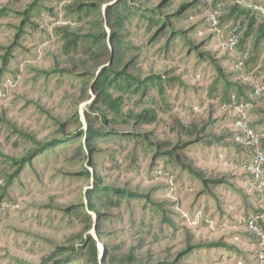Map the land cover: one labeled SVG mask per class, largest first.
I'll use <instances>...</instances> for the list:
<instances>
[{
    "label": "rangeland",
    "instance_id": "374dc122",
    "mask_svg": "<svg viewBox=\"0 0 264 264\" xmlns=\"http://www.w3.org/2000/svg\"><path fill=\"white\" fill-rule=\"evenodd\" d=\"M129 1L133 14L112 30L114 0H0V264H88L91 242L99 264H260L264 243L247 221L264 229V179L247 174L229 138L263 120L264 103L239 110L222 96L226 85L242 100L259 88L264 45L247 66L252 46L242 59L227 37L235 18L244 31L249 16L264 21V0ZM150 9L171 33L148 27ZM94 37L122 46L119 59L105 61ZM109 69L161 88L107 85L121 102L113 116L95 89ZM103 118L114 122L106 135L87 141ZM97 185L132 197L102 206Z\"/></svg>",
    "mask_w": 264,
    "mask_h": 264
},
{
    "label": "trees",
    "instance_id": "16d2710c",
    "mask_svg": "<svg viewBox=\"0 0 264 264\" xmlns=\"http://www.w3.org/2000/svg\"><path fill=\"white\" fill-rule=\"evenodd\" d=\"M114 1H116V2L112 6H110L106 9V14L108 15V19L106 20V24L112 30H116V29L119 30L123 27L127 18L131 14H133L134 8L129 3L130 2L129 0H122V3H119V1H121V0H114ZM218 5L219 4H218L217 0L212 2V8L215 9ZM120 8H122V9L118 10ZM185 9H186V7H184L182 9V11L179 12V15L182 14ZM131 10H132V12H131ZM148 13L150 14V16L141 15V17L144 18L148 22V27H153V28L157 27V35L163 37L167 33L172 32V29L170 28V26L167 22V19L165 17H162L154 9L148 10ZM34 16H44V14L42 13V11L39 8H36V11L34 12ZM246 22H247V27L244 31L243 23H238V19L235 18L233 21V25L230 27V29L228 31V35L230 34L231 29L236 26L237 27V33H239V37H238V43H237L235 48H237V49L239 48V50H240L239 54H240L241 58H242L243 54L246 53L247 56L245 59L248 60L250 53L246 49H247L248 45H251L253 55H252V58L249 59L247 66L252 65L253 67H256L258 65L257 61H258V58L260 55V47L262 45H264V21L258 20V18L255 16H249V18L246 19ZM218 28L221 29L220 24H218ZM180 35L182 36L181 33H180ZM111 36H113V37H111V42L116 43L118 40L115 38L114 32ZM99 40H100V37L99 38L94 37L93 43L96 44V43L100 42ZM106 41H107V39L105 38L102 42H100L101 44L99 47V48H101L102 55L105 57V61H111L115 58L119 59V56L122 53L121 52L122 46L118 45L116 48L117 52L114 53L108 47ZM116 54L117 55L119 54V55L117 57H115ZM197 55L199 56L200 54H197ZM243 65H245V64H243ZM216 69L220 73V70L218 68H216ZM263 73H264V64H263V67L261 69V72H259V74H260L259 77H261V82L259 84V87L264 86V78H262ZM112 74H113L112 69L105 70L103 72V74H101L98 77V79L96 80L95 89L98 91L99 94H101V96H100L101 104L104 107H106L107 109H109L110 112L113 113V116H116V114L120 113L121 102L119 101V99H117V100L111 99L108 92H106V86L107 85H111L113 88H117V89H127V90L132 89L133 93H139L140 91H142V92L146 91L147 86L150 83H152V87L150 89H152L154 87L161 88V84L159 82L160 78H158V77L149 78V79H146L142 82H137L136 84H132L126 75L116 76V74H115V77L113 76L114 78H111ZM229 86L230 85H226V89L224 90V93L222 96V101H226L227 105L230 104V98L232 96L234 97L235 102L237 104L243 103V105H246L247 106L246 109H248L249 107L251 109L257 101L264 103V89L261 90V92L257 95L255 88H253V87H251L250 89L248 88V89H246V91H247L246 95L247 96L250 95V98H244V100H242L241 94L235 96L234 94L230 93V91L227 89ZM236 91H238V93H239V91H241V90L236 89L235 92ZM86 115H87V117H89V113H87ZM142 116L144 117V115H142ZM112 123H114L113 120H105L103 118V120L98 125L97 129H94V128H92L91 125H89L88 131L85 132V134H84L85 139L90 142L91 140H94L95 138L106 135V133L101 132V130H104L107 128V127H105V125H110ZM247 126L254 133L263 132L264 131V118H263V120H259L256 123H249V124H247ZM245 138L246 137L242 132L234 134L233 136L231 135V137L229 138L232 141L231 142L232 143L231 144L232 149H234L241 156V161L243 162V167L245 166V164H247L251 161V159L253 158V155H254L253 148L245 143ZM211 143H209V144H211ZM260 148H261V150L264 151V140L260 141ZM88 149L91 150L90 145H88ZM38 151H41V150H38ZM37 154H39V152H37ZM29 155L31 156L32 152ZM171 159H173V158H171ZM26 161H28V159H23L19 163L23 164ZM177 161H178V157H175L173 162L177 163ZM171 162H172V160H171ZM185 169L189 174L196 176V174L194 172H192L189 168L186 167ZM163 171H165V170H163ZM203 183L206 184L207 181H203ZM216 185H217L216 182H213L212 187H215ZM0 189H1V187H0ZM91 194L94 196L95 201L99 202L102 206H108V207H111L112 200L114 198H116V200H117L116 204L118 205L121 200L130 199V197H132L130 195V193H128V192L119 191V190L112 189V188L102 187L100 185H97L91 191ZM3 201H5V200L4 199L0 200V206H1ZM89 207H90V211L92 213H96L99 216H103V214L100 212V210L97 207H95L92 203L89 204ZM0 211H1V209H0ZM255 225L257 226V228L262 233H264V229L262 227H260L261 225H259L258 221H256ZM251 236L253 237V239L255 240L256 243H260L259 239L253 233H251ZM263 256H264V254H263ZM80 257L82 258V260L84 262H86L88 264H99L98 263V252H97L93 242H91V244L85 249V251L81 254ZM109 260L111 262L112 258Z\"/></svg>",
    "mask_w": 264,
    "mask_h": 264
},
{
    "label": "built area",
    "instance_id": "2783aa9c",
    "mask_svg": "<svg viewBox=\"0 0 264 264\" xmlns=\"http://www.w3.org/2000/svg\"><path fill=\"white\" fill-rule=\"evenodd\" d=\"M210 22L214 28L218 27L215 16H211ZM238 37H239V33H237V27L235 26L231 29V32L227 37V43H228L229 49L231 50L235 49L238 43ZM246 56H247L246 53L243 54L242 59H245ZM241 63L242 61H240V64ZM262 78H264V73L262 74ZM263 89H264V86L256 89V94L258 95ZM230 105L235 106L239 110H244L247 108V106L243 105V103L237 104L233 96L230 98ZM240 125H241V132L246 137L245 143L249 145L250 147H252L254 151L253 158L251 159L249 163L245 164L244 169L254 181H261L264 179V151L261 150L260 148V141L264 140V131L254 133L248 128L247 123L244 121L240 122ZM1 206H0V209L2 208ZM255 224H256V219L254 218H250L247 221L249 230L259 239V242L262 244L264 243V233H262ZM259 261H260V264H264V256H260Z\"/></svg>",
    "mask_w": 264,
    "mask_h": 264
}]
</instances>
